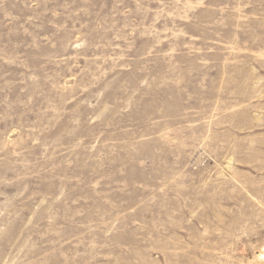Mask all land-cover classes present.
I'll use <instances>...</instances> for the list:
<instances>
[{
    "label": "rangeland",
    "instance_id": "obj_1",
    "mask_svg": "<svg viewBox=\"0 0 264 264\" xmlns=\"http://www.w3.org/2000/svg\"><path fill=\"white\" fill-rule=\"evenodd\" d=\"M264 0H0V264H264Z\"/></svg>",
    "mask_w": 264,
    "mask_h": 264
},
{
    "label": "bare ground",
    "instance_id": "obj_2",
    "mask_svg": "<svg viewBox=\"0 0 264 264\" xmlns=\"http://www.w3.org/2000/svg\"><path fill=\"white\" fill-rule=\"evenodd\" d=\"M263 258H264V254H263Z\"/></svg>",
    "mask_w": 264,
    "mask_h": 264
}]
</instances>
